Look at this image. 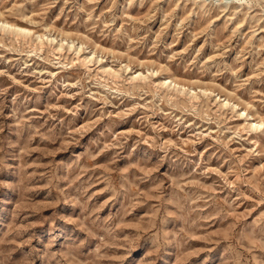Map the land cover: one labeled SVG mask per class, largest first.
Instances as JSON below:
<instances>
[{
	"label": "rangeland",
	"instance_id": "rangeland-1",
	"mask_svg": "<svg viewBox=\"0 0 264 264\" xmlns=\"http://www.w3.org/2000/svg\"><path fill=\"white\" fill-rule=\"evenodd\" d=\"M0 264H264V0H0Z\"/></svg>",
	"mask_w": 264,
	"mask_h": 264
},
{
	"label": "bare ground",
	"instance_id": "bare-ground-1",
	"mask_svg": "<svg viewBox=\"0 0 264 264\" xmlns=\"http://www.w3.org/2000/svg\"><path fill=\"white\" fill-rule=\"evenodd\" d=\"M3 24H6V25H8V26H10V27H14V28H17V30L18 31H25L27 28L26 27H24V26H17L16 24H13V23H10V22H8V21H3ZM166 82H168V83H170V84H173V85H175V86H184V85H182V84H179V83H177L174 79H172V78H166ZM257 124H262V122H260V123H257Z\"/></svg>",
	"mask_w": 264,
	"mask_h": 264
}]
</instances>
